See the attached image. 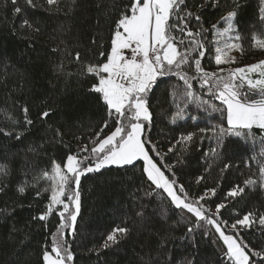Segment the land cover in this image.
Wrapping results in <instances>:
<instances>
[{
	"label": "trees",
	"instance_id": "obj_1",
	"mask_svg": "<svg viewBox=\"0 0 264 264\" xmlns=\"http://www.w3.org/2000/svg\"><path fill=\"white\" fill-rule=\"evenodd\" d=\"M237 4L243 5L236 19L241 39L231 42H238L242 51L228 52L235 62L217 66L215 48L223 43H216L212 25ZM127 5L128 0H58L53 5L47 0H32L31 5L27 0H17L15 5L12 0H0V165L6 167V173H0V264H43L45 245L51 250L60 209L46 221L33 220L46 211L51 195L52 181L43 173L51 174L53 160L61 163L85 145L91 149L90 141L108 119L96 95L88 91L94 78L82 74V66L104 62L100 53L110 50L115 22ZM259 6L260 0H184L175 15L191 12L189 27L194 32L201 25L209 30L198 37L207 49L201 59L204 71L223 69L226 75L264 58V49L253 47L254 34L264 39ZM16 7L21 12L15 13ZM195 15L201 17L200 24ZM25 20L28 26H22ZM174 35L181 38L179 32ZM61 64L63 74L56 71ZM182 71L190 79L196 75L194 65ZM192 90L217 108H225L207 94V88L199 87V81H193ZM185 92L186 86L177 77L158 78L148 94L152 118L144 134L164 156L162 163L175 165L178 184L190 199L216 189L204 206L215 213L217 204H225L220 221H227L225 232L233 234L231 225L246 213H255L257 220L264 214V132L253 127L250 134L242 130L241 136L226 135L218 144L212 132L200 130L221 124L227 128L226 111L222 116L208 105L190 101ZM25 107L27 119L33 121L30 126L25 123ZM49 110L51 114L41 119V113ZM109 122L111 127L101 139L115 128L114 120ZM189 133L192 140L183 141ZM212 148L217 149L215 157ZM151 155L160 161L155 153ZM225 164L230 166L225 169ZM142 167V161L135 167L113 165L81 177L75 232L68 231L64 237L73 255L71 264H229L224 256L226 246L214 228L206 224L198 228L196 218L175 208L162 190H158L160 195H146L155 186L147 181ZM165 174L174 178L166 170ZM250 179L255 183L245 185ZM18 186L25 187L24 193L17 191ZM236 186L244 192L228 197ZM190 225L192 233L187 231ZM117 227L128 229L127 234L118 235L117 243L103 248L107 235ZM240 239L253 249L264 248L258 224L242 230Z\"/></svg>",
	"mask_w": 264,
	"mask_h": 264
},
{
	"label": "snow or ice",
	"instance_id": "obj_2",
	"mask_svg": "<svg viewBox=\"0 0 264 264\" xmlns=\"http://www.w3.org/2000/svg\"><path fill=\"white\" fill-rule=\"evenodd\" d=\"M57 2L58 0H47L49 5ZM12 3L15 5L17 0H12ZM27 3L31 5L32 0H27ZM183 4L184 0H128V5L115 22V29L111 33L110 50L100 53L104 62L82 66V74L94 78L88 91L96 95L108 119L104 120L100 131L96 132L90 141L94 144L91 149L85 145L76 154H68L66 160L61 163L53 160L51 174L49 171L43 173L45 179L52 181L51 195L46 211L33 217V220L46 221L50 214L60 209L56 212L60 217V224L57 226V232L51 236V250L49 251L47 244L45 245L42 253L43 264H68L73 260L64 237L68 231L73 234L75 232L80 211L81 177L113 165L135 167L141 160L142 173L150 185L155 186L146 195H160L158 190H162L175 208L186 210L196 218L198 228L204 227L205 224L214 228L223 245L226 246L224 256L229 264H264V248L253 249L240 239L242 230L251 229L257 224L260 226L261 234H264V214H260L257 220L255 213H246L242 219H237L231 225L233 234H226L228 223L223 221L222 224L220 221V211L226 205L217 204L216 212L212 213L203 203L211 196H215L216 189L207 190L195 200L190 199L184 186L178 184V177H175L173 171L175 165L163 164L164 156H161L156 145L152 144L150 138H146L144 134V122H150L152 118L148 106V94L158 78L166 76H175L183 81L186 86L185 95L190 101L198 102L201 106L208 105L213 111H220L222 116L226 111L227 128L221 124L200 130L212 132L218 144L222 143L226 135L239 137L243 134L242 130H248L250 134L253 127L264 132V60L230 70L226 75L223 74V69L211 73L204 71L201 67V59L207 49L204 41L198 37L204 36L209 30L201 25L194 32L189 27L194 15L191 12L186 13V16L175 15ZM240 7L243 5L237 4L233 11L228 12L217 24L212 25V34L216 38V43L218 45L223 43V47L215 48L217 66L235 62L234 57L228 56L230 50L242 51L238 42H231L241 39L236 23ZM14 12H21V8L16 7ZM174 15L175 23H173ZM194 18L197 24L201 23L199 15H195ZM258 19L264 24V0H260ZM221 24L223 27L219 26ZM22 26H28V21L25 20ZM175 32H179L181 38H177ZM180 46H184L183 51L180 50ZM253 47L264 49V39H258L254 34ZM125 50H130V55H126ZM197 52L198 58H194ZM75 60H80L79 53H76ZM192 65L196 75L190 79L182 68ZM56 71L63 74V65L57 66ZM253 74L258 78L253 79ZM193 81H199V87L207 88V94L219 100L225 108L219 109L197 95L192 90ZM254 96L258 98L253 99ZM23 112L25 123L30 126L33 121L27 119V107L23 108ZM50 114V110L42 112L41 119H46ZM110 120H114L115 128L101 139L102 134L111 127ZM19 138L20 135L17 134V139ZM182 140L191 141L192 134L183 136ZM172 150L169 149L170 152ZM84 153L87 155H83ZM151 153L160 157V161L154 159ZM211 154L215 157L217 149L212 148ZM229 166L224 165L225 169ZM162 167L174 178L170 179ZM0 173H6L4 165H0ZM261 176L264 177V168L261 169ZM72 183L75 184L74 194H68L66 190ZM254 183L255 181L251 179L245 181V185ZM17 191L24 193L25 187L18 186ZM243 192L244 188L236 186L226 195L237 197ZM39 195L40 193L37 192V196ZM65 196L68 202H65ZM187 231L192 233L194 229L190 225ZM127 232L128 229L123 227L114 228L107 235L102 247L108 248L110 244L117 243L118 235L123 236ZM208 234L205 231V235Z\"/></svg>",
	"mask_w": 264,
	"mask_h": 264
},
{
	"label": "rangeland",
	"instance_id": "obj_3",
	"mask_svg": "<svg viewBox=\"0 0 264 264\" xmlns=\"http://www.w3.org/2000/svg\"><path fill=\"white\" fill-rule=\"evenodd\" d=\"M235 53H236L235 49H232V50L229 51V54H232V55H233V54H235ZM125 54L130 55V50H125ZM261 60H264V58L260 59L259 61H261ZM259 61H258V62H259ZM255 78H258V77L255 76V75L253 74V79H255ZM144 123H145V125H147V124L149 125L150 122H144ZM108 134H110V133H108ZM108 134H107V135H108ZM141 161H142V160H141ZM142 162H143V161H142ZM72 184L74 185V187H73V188H72V187L70 188V191H71L70 194H74V190H75V184H74V183H72ZM67 189H68V188H67ZM68 264H71V262H68Z\"/></svg>",
	"mask_w": 264,
	"mask_h": 264
},
{
	"label": "built area",
	"instance_id": "obj_4",
	"mask_svg": "<svg viewBox=\"0 0 264 264\" xmlns=\"http://www.w3.org/2000/svg\"><path fill=\"white\" fill-rule=\"evenodd\" d=\"M127 55V54H126Z\"/></svg>",
	"mask_w": 264,
	"mask_h": 264
}]
</instances>
